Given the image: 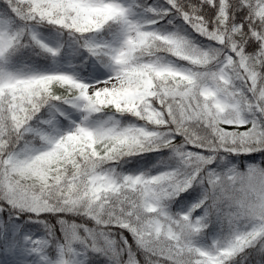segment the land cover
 Wrapping results in <instances>:
<instances>
[{
  "label": "snow or ice",
  "instance_id": "1",
  "mask_svg": "<svg viewBox=\"0 0 264 264\" xmlns=\"http://www.w3.org/2000/svg\"><path fill=\"white\" fill-rule=\"evenodd\" d=\"M0 264H264V0H0Z\"/></svg>",
  "mask_w": 264,
  "mask_h": 264
}]
</instances>
